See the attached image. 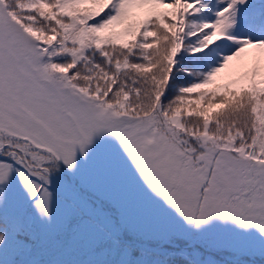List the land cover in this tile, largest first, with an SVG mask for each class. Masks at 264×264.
I'll list each match as a JSON object with an SVG mask.
<instances>
[{
	"label": "snow or ice",
	"instance_id": "1",
	"mask_svg": "<svg viewBox=\"0 0 264 264\" xmlns=\"http://www.w3.org/2000/svg\"><path fill=\"white\" fill-rule=\"evenodd\" d=\"M0 264H264V0H0Z\"/></svg>",
	"mask_w": 264,
	"mask_h": 264
}]
</instances>
